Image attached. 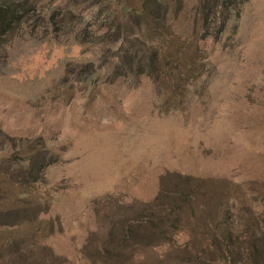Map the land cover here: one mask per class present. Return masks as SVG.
I'll return each mask as SVG.
<instances>
[{
  "label": "rangeland",
  "instance_id": "obj_1",
  "mask_svg": "<svg viewBox=\"0 0 264 264\" xmlns=\"http://www.w3.org/2000/svg\"><path fill=\"white\" fill-rule=\"evenodd\" d=\"M142 2L0 0V264H264V0Z\"/></svg>",
  "mask_w": 264,
  "mask_h": 264
},
{
  "label": "trees",
  "instance_id": "obj_2",
  "mask_svg": "<svg viewBox=\"0 0 264 264\" xmlns=\"http://www.w3.org/2000/svg\"><path fill=\"white\" fill-rule=\"evenodd\" d=\"M172 1L173 0H143L141 9L134 13L136 16L146 17L150 21H152L154 18L161 16L162 17L161 20L163 22L167 20V18L170 15H174V19H176L183 10V6L182 5L180 6L181 1L183 0H177L178 3L176 6L172 4ZM194 1H195V13L192 21V30L188 34H184L187 35L185 36L186 39L193 37V34L197 32L196 27L199 16L202 17L200 18V20L202 21L203 19V23L207 24L209 20L213 21L217 25V28L220 31H223L225 29V26L229 18L231 16H238V12L242 4V0H194ZM7 11H9L7 4L0 3V30L2 31L9 26V22H6ZM148 25L152 31L155 30V26H152L151 24ZM173 38H175V36ZM185 42H187V40H184V42L182 43L175 42L172 44V47H174V49H176L177 51L176 55H179L180 53H182V50L185 49L184 46ZM154 62L155 63L153 64L156 66L157 69L161 67L165 68L168 77L171 78L173 82L175 81L172 85L173 89L177 87H181L179 81L180 78L176 77L177 75H180L178 71V67L175 65L174 66L169 65V63L172 62L171 57L169 58L167 57V60L164 61L163 55L161 53L159 54L158 52H156V55H154ZM175 62H177V59H175ZM173 91L177 93L176 90ZM24 196L29 198L30 197L29 191L23 188L18 189V191L16 192V197L21 198ZM0 218L2 219V216H0ZM0 227L3 229L4 227L7 226L5 225L3 226L2 222H0ZM2 231L0 232V241L1 243H4V240L7 237H3ZM8 240H10L11 242L15 241L13 237L8 238ZM1 243H0V248L3 247Z\"/></svg>",
  "mask_w": 264,
  "mask_h": 264
}]
</instances>
